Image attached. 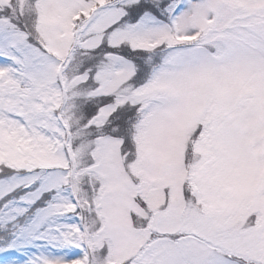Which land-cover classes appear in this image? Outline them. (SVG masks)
I'll list each match as a JSON object with an SVG mask.
<instances>
[{
    "label": "snow or ice",
    "instance_id": "1",
    "mask_svg": "<svg viewBox=\"0 0 264 264\" xmlns=\"http://www.w3.org/2000/svg\"><path fill=\"white\" fill-rule=\"evenodd\" d=\"M0 264H264V0H0Z\"/></svg>",
    "mask_w": 264,
    "mask_h": 264
}]
</instances>
